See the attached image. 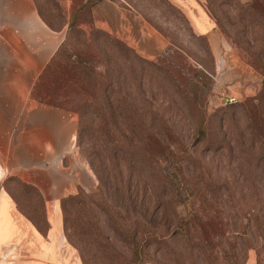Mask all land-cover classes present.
<instances>
[{
	"label": "rangeland",
	"instance_id": "374dc122",
	"mask_svg": "<svg viewBox=\"0 0 264 264\" xmlns=\"http://www.w3.org/2000/svg\"><path fill=\"white\" fill-rule=\"evenodd\" d=\"M34 1L44 22L65 32L43 93L76 114L74 154L94 177L93 189L59 200L64 236L81 263L264 264V0H203L255 75L227 66L237 76L224 87L208 40L168 0H114L168 42L147 58L116 37L162 71L138 67L91 35L98 28L91 8L101 0L89 8L81 7L85 0ZM74 51L79 70L68 65ZM247 87L250 94L237 93ZM229 96L236 101L226 102ZM10 180L20 210L43 226L45 196ZM184 216L191 218L185 237L176 228ZM141 237L135 253L131 238Z\"/></svg>",
	"mask_w": 264,
	"mask_h": 264
},
{
	"label": "crops",
	"instance_id": "0c3cea01",
	"mask_svg": "<svg viewBox=\"0 0 264 264\" xmlns=\"http://www.w3.org/2000/svg\"><path fill=\"white\" fill-rule=\"evenodd\" d=\"M205 36L220 69L219 81L255 77L219 33L203 0H168ZM94 25L121 39L143 57L168 47L165 38L133 8L101 0L91 8ZM65 32L51 29L34 0H0V264H82L63 233L59 200L94 188L91 171L76 159V114L51 102L40 77L51 64ZM231 51H227V49ZM235 89V88H232ZM251 89L237 91L250 94ZM18 178L46 199L49 228L43 235L20 210L8 188Z\"/></svg>",
	"mask_w": 264,
	"mask_h": 264
},
{
	"label": "trees",
	"instance_id": "16d2710c",
	"mask_svg": "<svg viewBox=\"0 0 264 264\" xmlns=\"http://www.w3.org/2000/svg\"><path fill=\"white\" fill-rule=\"evenodd\" d=\"M96 1L97 0L93 1L92 3H88L87 4L88 0H85V2L81 5V7H84V6L87 5V8H89L94 3H96ZM48 26L51 29H53L50 24H48ZM91 31L93 32V34L91 32V35L94 36V34H95L97 37H101L102 40H104V39L107 40L110 43V45H112V47L115 48L117 55H119L120 57H123L126 60H129V61L134 62L138 67L144 68L145 64H147V65L153 66L154 68H158L159 70L162 71V67L161 66L157 65L154 62H148V61L144 60L143 58H141L140 56H138L134 52V50L132 48H130L128 45H126L125 43H123L122 41H120L119 39H117L116 37H114L113 35L108 34V33L104 32V31H102L101 29H98V28H94ZM80 32H81L82 35H86L83 30H80ZM200 36H202V35H200ZM87 39L89 40V37H86V40ZM69 58H70L69 59V62L70 63L68 65L70 66V68H76L77 70H79V66L81 67V65L83 63V60L79 57V54L77 53V51H74ZM50 68H51V65L49 64L46 67V69H45L44 73L42 74V76L40 77V82H42V83L43 82H46V80L48 78V75H49V72H50ZM262 75H263V84H264V72H263ZM262 98H264V91H263V94H262ZM81 114L82 115H80V118H81V116L85 115L84 113H81ZM127 122H129V120H127ZM81 131H82V127H80V130L78 131V135L81 134ZM197 133H199L200 135H204V129L203 128H200L197 131ZM119 150L120 149H118L117 151L116 150L115 151L113 150V153L119 152ZM176 162H177V160H176ZM186 195H187L186 199H189V201L191 203V201H192V194L191 193H187ZM78 199H80L79 194L73 195V196H68L64 200H62V204H65L69 200L78 201ZM190 220H191V218H189V216H184V217L178 218V220L176 222L177 232H179L181 235H184V237L187 236V234H188L187 225L189 224V221ZM63 222L64 223L66 222V219L65 218H64V221ZM33 224L35 225V227L43 235H46V231L49 228V222L47 221L46 218L44 220L43 226L42 225L40 226L38 223H35V222H33ZM262 226L264 228V225H262ZM135 233L136 234H139V231L137 229H135ZM241 233H242V235H245L246 234L245 231H243ZM143 241H144L143 237H141V239L139 241H136L133 238H131V244H132V250H133V252L137 253L138 251L141 250L142 242ZM147 243L148 244H151V242L148 241V240H147L146 244Z\"/></svg>",
	"mask_w": 264,
	"mask_h": 264
},
{
	"label": "built area",
	"instance_id": "2783aa9c",
	"mask_svg": "<svg viewBox=\"0 0 264 264\" xmlns=\"http://www.w3.org/2000/svg\"><path fill=\"white\" fill-rule=\"evenodd\" d=\"M225 100H226V102H230V103L236 101L235 97H233V96H229Z\"/></svg>",
	"mask_w": 264,
	"mask_h": 264
}]
</instances>
